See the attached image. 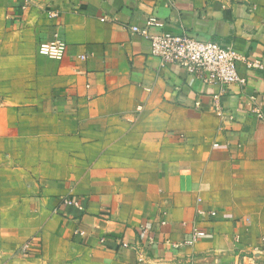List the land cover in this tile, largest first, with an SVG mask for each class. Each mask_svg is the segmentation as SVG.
Wrapping results in <instances>:
<instances>
[{
	"label": "crops",
	"instance_id": "0c3cea01",
	"mask_svg": "<svg viewBox=\"0 0 264 264\" xmlns=\"http://www.w3.org/2000/svg\"><path fill=\"white\" fill-rule=\"evenodd\" d=\"M134 27L221 42L245 82L161 66ZM258 111L264 0H0V264H253Z\"/></svg>",
	"mask_w": 264,
	"mask_h": 264
},
{
	"label": "built area",
	"instance_id": "2783aa9c",
	"mask_svg": "<svg viewBox=\"0 0 264 264\" xmlns=\"http://www.w3.org/2000/svg\"><path fill=\"white\" fill-rule=\"evenodd\" d=\"M148 25L162 26L156 19H150ZM132 29L134 32L141 33L150 40L152 47L151 54L160 60L161 66L169 64L178 65L207 85L230 86L245 82L239 74L241 58L237 56L231 47L221 42H201L185 33L173 34L163 32L159 35L150 36L146 30L136 27ZM66 49V42L59 38L40 47L43 54L56 61L64 59ZM86 58L82 57V59ZM244 61L251 68H262V65L258 61L246 59ZM216 111L220 113L219 107L216 108ZM257 116L261 120H264L262 112L258 111ZM63 203L65 205L79 206V202L73 199H65ZM210 215L215 218L217 214L216 212H212ZM205 237V232L194 231L191 239L186 244L192 245ZM253 256L257 257V260L253 264H264V248L255 249ZM142 261L143 259L139 260V262ZM181 264H193V259L189 258Z\"/></svg>",
	"mask_w": 264,
	"mask_h": 264
}]
</instances>
